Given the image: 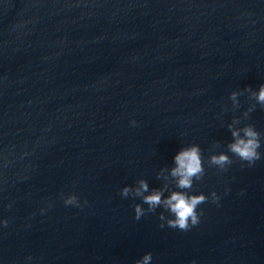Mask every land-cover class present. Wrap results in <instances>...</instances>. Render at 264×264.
<instances>
[{"label": "water", "instance_id": "water-1", "mask_svg": "<svg viewBox=\"0 0 264 264\" xmlns=\"http://www.w3.org/2000/svg\"><path fill=\"white\" fill-rule=\"evenodd\" d=\"M261 83L264 0H0V264H264V159L207 164ZM243 122L264 134V108ZM191 143L219 204L188 231L136 220L120 190Z\"/></svg>", "mask_w": 264, "mask_h": 264}, {"label": "clouds", "instance_id": "clouds-1", "mask_svg": "<svg viewBox=\"0 0 264 264\" xmlns=\"http://www.w3.org/2000/svg\"><path fill=\"white\" fill-rule=\"evenodd\" d=\"M248 93L254 103L243 112L242 116H234L227 128L231 133V141L227 144V151L212 152L207 160L209 167H216L221 171H226L233 163V156L239 158L242 167H252L257 161L264 159V134H262L253 124L244 123L259 105L264 108V83L259 84L258 88L249 85L244 90H234L230 93L229 99L233 110L241 107L240 97ZM131 124L136 126L137 121L132 120ZM219 143V142H217ZM231 153L232 155H229ZM203 149L198 143H191L182 146L173 158V166L162 167L157 173V179L162 181L160 187H151L148 180L139 179L134 184L124 186L120 190L123 198H139L142 203L134 206L135 219L140 220L147 213L159 212L160 228L171 227L182 231H188L198 225L204 210L199 206L211 199L215 204H219L221 196L212 191L210 195L200 192L196 194L191 191L198 180H202L206 174ZM64 203L67 206L83 207L80 198L75 193L64 195ZM88 201H84L87 204ZM144 205H147L145 207ZM9 208L12 204L8 205ZM51 207V205H49ZM41 213L47 211L42 208ZM9 220L0 218V227H7ZM153 253L146 252L142 257L135 261V264H152ZM27 262L33 260L28 256ZM191 264H198L193 260Z\"/></svg>", "mask_w": 264, "mask_h": 264}]
</instances>
